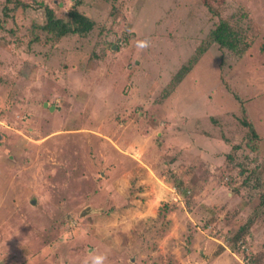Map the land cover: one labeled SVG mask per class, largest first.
<instances>
[{"label": "rangeland", "instance_id": "374dc122", "mask_svg": "<svg viewBox=\"0 0 264 264\" xmlns=\"http://www.w3.org/2000/svg\"><path fill=\"white\" fill-rule=\"evenodd\" d=\"M262 193L264 0H0V264H264Z\"/></svg>", "mask_w": 264, "mask_h": 264}, {"label": "trees", "instance_id": "16d2710c", "mask_svg": "<svg viewBox=\"0 0 264 264\" xmlns=\"http://www.w3.org/2000/svg\"><path fill=\"white\" fill-rule=\"evenodd\" d=\"M18 5L28 6L24 2H17ZM39 7H42L45 12L46 21L42 25V29L48 33L54 39H61L66 36H73L76 34L86 35L90 32L95 22L88 16L80 12L79 10L73 8L65 17H58L54 9L47 4L39 3ZM213 10V7L211 8ZM218 43L224 48H229L234 50L238 56H243L249 43L246 41V36L241 29H236L233 27L229 20L222 19L211 31L208 40V44ZM206 50V46H200L198 48L197 55H194L189 61L181 66V68L176 72L172 80L167 86V90L171 93L175 87L184 79V77L190 72L194 65L198 62L199 55H201ZM168 93V95H169ZM244 125L250 127L252 133H255L254 127L249 121H244ZM178 187L183 186L182 180L177 179L175 183ZM262 203L260 207H264V193L261 194ZM254 223V218L250 217L249 221L238 231L233 239L237 241L243 234H245Z\"/></svg>", "mask_w": 264, "mask_h": 264}, {"label": "clouds", "instance_id": "9594fccd", "mask_svg": "<svg viewBox=\"0 0 264 264\" xmlns=\"http://www.w3.org/2000/svg\"><path fill=\"white\" fill-rule=\"evenodd\" d=\"M136 47L140 50L146 49L149 47V41L147 39H139L136 41ZM107 91H110V89L99 92L98 96L101 98L104 97ZM105 259L106 257L102 254H94L85 258L83 264H104Z\"/></svg>", "mask_w": 264, "mask_h": 264}, {"label": "built area", "instance_id": "2783aa9c", "mask_svg": "<svg viewBox=\"0 0 264 264\" xmlns=\"http://www.w3.org/2000/svg\"><path fill=\"white\" fill-rule=\"evenodd\" d=\"M244 263V262H243ZM244 264H256L250 256L246 257Z\"/></svg>", "mask_w": 264, "mask_h": 264}, {"label": "water", "instance_id": "95a60500", "mask_svg": "<svg viewBox=\"0 0 264 264\" xmlns=\"http://www.w3.org/2000/svg\"><path fill=\"white\" fill-rule=\"evenodd\" d=\"M45 105L47 106L48 104L47 103H45ZM85 212H83V214H84Z\"/></svg>", "mask_w": 264, "mask_h": 264}]
</instances>
